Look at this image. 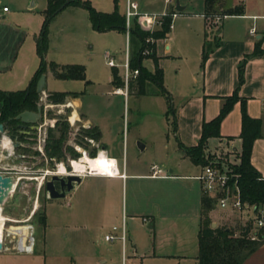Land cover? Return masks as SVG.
<instances>
[{
  "label": "rangeland",
  "instance_id": "1",
  "mask_svg": "<svg viewBox=\"0 0 264 264\" xmlns=\"http://www.w3.org/2000/svg\"><path fill=\"white\" fill-rule=\"evenodd\" d=\"M82 1H88L91 7L100 13H111L117 5L122 14L126 2V0H116V3L115 0ZM131 1L155 17L162 13L165 6V0ZM25 2L26 0H23L18 6L15 0H0L1 4H6L9 8L14 5L22 7ZM34 2L35 28L41 31L44 22L42 12L46 8L47 0ZM175 3L188 5L187 13H195L201 7L202 0H175ZM178 14L173 18V29L169 33V38L159 46L160 54L163 44L170 47L168 54L170 57L162 62L163 86L170 97L169 102L167 96L152 82L146 84L145 95L138 93L135 83L129 88L126 98L109 95L114 87L111 85L112 68L106 64V56L112 57L118 66L123 63L126 49L125 33L95 31L90 22L89 12L80 7L64 9L47 24L46 63L81 65L85 68L86 79L58 80L47 71L44 92L39 97L37 108L39 119L36 124L28 129L26 137L21 142L9 139L7 133L0 135V142L3 139L9 141L6 149L0 148V175H10L16 179L13 192L0 210V215L4 218L1 229L3 248L0 251V264H99L98 259L101 257H105L109 264L122 263L121 243L114 241L113 244H107L103 241L105 235L112 233L113 227L121 232L125 190L120 191V184L112 187L109 202L105 207L99 206L96 193H92V190H97V184H89L87 193H82L80 198L75 195L71 197L70 194L54 202L47 198L44 184L52 175L64 176L72 173L70 165L72 161H79L84 156L91 158L92 150H99L88 132L92 128L82 122L79 111H75L70 99L67 103L55 104L48 100V96L50 93L80 94L82 111L88 119L96 124L101 123L107 129L106 135L115 139L116 149L120 151L119 170L122 169L124 162L129 169L148 170L153 165L159 166L167 173L175 169V165L181 161L176 152L174 136L179 118L178 111L184 105L186 95L194 92V79L197 78V57L195 55L194 58L189 45H192L193 41L196 43L203 39L201 34L199 38L196 37V31L202 28L201 20L198 17L190 18ZM206 20L209 22L210 38L218 36L220 21L217 16L206 17ZM21 23L24 21L21 20ZM158 27L155 25V28ZM26 48L25 45L20 50L15 69L0 76L2 90L18 91L28 86L31 76L25 77L22 70L30 57L33 58V52L32 50V53L28 52ZM129 52L132 53V48H129ZM142 66L149 72L153 71L151 59H144ZM169 107L173 109L174 114L168 112ZM73 113L76 114L77 120L71 125L68 119L72 115L71 119H74ZM57 122L68 124L67 138L63 146L64 149L68 147L77 153L76 159L65 150L64 160L53 159L51 162L47 160L44 147L49 131L55 130ZM18 146L21 150H16ZM83 151L86 152L84 156ZM234 158L231 160L234 161ZM226 163H228L226 160L221 162L223 168L228 167ZM59 167H64V174L57 173ZM82 200L86 206H82L83 203H80ZM215 210L216 207L210 212L213 214L211 220L220 225L226 216L219 212L228 209ZM42 212L44 223L39 220ZM227 218L228 226L238 227L240 222L236 216ZM124 233L128 251L131 249L132 241L141 250L155 244L154 233L141 221H129ZM168 239L166 236L160 239L163 246L168 243ZM28 249L31 252L22 251ZM144 264L178 263L175 258L170 257L154 260L146 258ZM180 264L194 262L186 259Z\"/></svg>",
  "mask_w": 264,
  "mask_h": 264
},
{
  "label": "crops",
  "instance_id": "2",
  "mask_svg": "<svg viewBox=\"0 0 264 264\" xmlns=\"http://www.w3.org/2000/svg\"><path fill=\"white\" fill-rule=\"evenodd\" d=\"M15 3L20 6L23 0L18 2L15 0ZM1 5L7 6L6 4ZM17 5L10 7V13L4 20L0 21V76L11 73L15 69L20 50L26 45L27 51L33 52V58L30 57L31 59L25 64L22 72L25 77L31 76L32 79L39 66V59L36 55V37L40 31L35 28V15L33 13L36 4L34 0H26L24 6L17 7ZM137 5L139 13L151 14L145 12L139 4ZM175 5V0H165V6L159 16L175 10ZM179 6L184 8L179 14L187 15L190 18L198 17L201 20L202 28L200 31H196V37L199 38L201 34L203 39L196 41V43L193 41L192 45H189L192 48L194 58L195 55L197 57V78L194 79V92L186 95L184 105L178 111L179 118L175 125L174 136L176 152L181 161L180 164L175 165V169L168 173L163 172L166 176H153L151 168L148 170L129 169L124 162L122 169L119 170L120 151L116 149L115 139L106 135L107 129L101 123L96 124L88 119L82 111L80 94L77 98L67 97L65 100L66 103L70 99L72 107L75 111H79L85 125L97 129L99 132V139L95 141L99 147L97 155L101 152L114 165L113 172L109 174H92L87 171L80 174L82 181L69 193L71 197L75 195L80 198L82 193H87L89 184H97V190H92V193H96L99 206L105 207L109 202L112 187L120 184V191L125 190V206L121 216V232L117 229L118 233L115 232L114 234L121 235L122 229L126 228L129 221L144 223V218L147 220L144 224H147L149 230L154 233L155 244L143 250L134 245L132 241L131 249L128 251L125 233L124 243L116 240L123 247L122 259L125 264H144L146 258L154 260V258L170 257L175 258L178 264L186 259H191L194 264H197V234L200 224L202 187L195 178L201 174L203 167L194 165L183 154L178 143L186 147L197 144L202 123L214 119L224 103V98L231 96L236 90L238 71L241 67L243 68L244 81L238 89V95L246 99L248 116L261 121L260 137L255 139L252 145L251 164L264 179V0H221L222 7L219 11L242 7L243 12L239 16H225L221 19L219 34L218 36L214 35L220 40V46L209 55L203 65V43L206 40L211 41L213 38V36L210 38L208 35V27L204 17V0L195 13H187L188 5H181L180 3ZM125 9L126 2L123 15ZM120 13L122 14V12ZM21 20L24 23H21ZM137 22L139 23L138 19ZM32 23L33 25H31ZM151 29L156 30L158 28L153 25ZM172 29L173 25L170 32ZM252 29L256 32L254 36L249 34ZM168 38L169 34L166 39L156 43V56L159 58V67L163 70V78L162 62L170 57L168 55L170 47L163 44L162 54H160L159 46ZM256 44H259V48L262 50L261 56L246 59L254 52ZM117 69L120 76V70ZM0 90L4 91L1 87ZM20 129L22 133H27L29 128H26L27 131ZM240 133L241 111L238 102L220 124L221 137L208 140L205 154L211 156L214 161L226 160L228 165L238 164V154L241 147V141L238 138ZM232 153L234 154L232 155ZM230 157H235L234 161ZM80 203H83V206L85 201L82 200ZM215 211H220V209L216 208ZM219 213L226 216V219L221 220L222 224L219 223L225 226H228L227 217L230 216H236L239 224H245L253 218V215L248 212L243 214L232 211ZM210 218H213L211 213ZM214 224L218 225L217 222ZM163 236L169 238L165 246L160 242ZM113 242L105 243L113 244ZM98 263L109 264L105 257L99 258ZM242 264H264V241L243 259Z\"/></svg>",
  "mask_w": 264,
  "mask_h": 264
},
{
  "label": "trees",
  "instance_id": "3",
  "mask_svg": "<svg viewBox=\"0 0 264 264\" xmlns=\"http://www.w3.org/2000/svg\"><path fill=\"white\" fill-rule=\"evenodd\" d=\"M116 3V0L114 1ZM84 8L89 12L92 28L99 32L105 33L109 31L123 32L126 34L125 16L121 14L115 5V9L111 13L96 12L88 1L82 0H47L45 10L42 12L44 18L43 27L36 37V55L39 59V66L29 81L28 86L24 90L18 91H1L0 90V124L3 126L7 136H16L17 141L21 142L26 137V133H22L19 128L20 121L16 120V116L20 113L29 111L37 113L40 93L37 92V82L42 75L49 71L55 79L65 81H85V68L81 65H59L56 63H46L45 54L47 51V24L64 9ZM221 0H204V17L217 16L221 19L225 16L242 15V7H234L227 10L221 9ZM218 9V10H217ZM175 10L167 12L160 19L158 29L148 32L141 29L137 18L130 21L129 27V48H132V53L129 52V65L132 70H139L137 78L130 83L129 88L133 83L137 86L139 94L145 95V86L148 82L154 83L162 94L169 95L163 86V70L159 67V58L156 56V43L159 40H164L170 32L172 24V15ZM209 22L206 20V26ZM151 38L154 44L146 43V39ZM220 46V40L213 36L211 41H204L202 48V65L208 59L209 55ZM149 49L150 54L142 55L144 49ZM262 50L259 44L255 45L254 52L247 56L249 58H257L261 56ZM144 59H151L154 70L149 72L142 66ZM111 85L120 87L122 85L121 78L117 68H112ZM243 68L238 71V86L231 96L224 98V103L218 115L208 121L203 122L201 126V134L197 144L192 147H186L178 143L183 154L196 166L206 167L213 165L222 167V161H214L211 156L205 154V149L209 139L220 138V124L223 119L232 110L236 103H240L241 111V133L239 139L241 141L240 152L238 154V164L228 165V171L232 176L230 185L232 188L237 187L239 196L244 206H252L255 210L258 207H264V179L251 164L252 145L255 139L260 137L261 121L252 119L246 111V99L238 95V89L243 84ZM77 93H50L48 100L55 104H63L67 97L77 98ZM168 112L174 114L171 107ZM175 125V123H174ZM94 141H98L99 132L96 128L88 130ZM68 124L59 122L55 125V130H50L44 152L48 161L53 159L60 161L65 158V150L71 154L73 159L78 157V154L73 152L71 148L64 149V143L67 138ZM16 150H21V147H16ZM97 150H92L90 157H96ZM215 207V199L207 196L202 192L200 200V224L197 234L198 254L197 264H242L243 259L256 250L264 241V228L257 231V240H250L249 234L252 220L245 224H238V227H228L225 225H216L212 228V220L210 212ZM35 218V216H34ZM39 220L44 223V213L42 212Z\"/></svg>",
  "mask_w": 264,
  "mask_h": 264
},
{
  "label": "built area",
  "instance_id": "4",
  "mask_svg": "<svg viewBox=\"0 0 264 264\" xmlns=\"http://www.w3.org/2000/svg\"><path fill=\"white\" fill-rule=\"evenodd\" d=\"M10 13V9L8 6H4L0 4V21L4 20L6 16ZM164 13L161 16L155 17V15H147L141 14L138 12V5L131 0H126V9H125V22H126V49H125V57L123 63L119 66L115 63V60L112 57L106 56V64L110 68H118L120 67V78L122 85L120 87H114L111 94L123 96L124 98L128 95V90L130 83L134 81L139 75V70H132L129 65V27L130 21L133 18H137L141 29L143 28L145 31L152 32L151 29L153 25H160V19L164 16ZM177 15L174 13L172 15V19ZM158 18V19H157ZM218 21H221L220 17H217ZM172 24L170 25V29ZM255 30L252 29L249 31L251 36L255 35ZM146 43L154 44V40L151 38L146 39ZM150 54L149 49H144L142 51L143 56H147ZM67 103V102H66ZM70 104H68L69 106ZM69 118V123L73 125L75 121H71ZM86 154L85 151L82 152V155ZM153 171V176H166L163 171L157 165H153L151 167ZM198 180L202 187V192L207 196L215 199V207L220 210H226L235 212L237 214L250 213L253 215L251 229L249 234V239L254 241L257 240L258 237L256 235L257 231L261 228H264V207H258L256 210L250 206H244L240 200L239 190L237 187L232 188L230 185V180L232 176L230 175L228 168L217 167L213 165H208L203 168V171L199 176L195 178ZM249 221V220H248ZM143 222L146 223L147 220L144 218ZM117 232V228H112V233L104 236L105 242H113L116 240L124 243V230L122 229L121 236H117L114 233ZM32 250V247H31ZM31 250H22L24 252H31ZM124 264V260L122 259V263Z\"/></svg>",
  "mask_w": 264,
  "mask_h": 264
},
{
  "label": "water",
  "instance_id": "5",
  "mask_svg": "<svg viewBox=\"0 0 264 264\" xmlns=\"http://www.w3.org/2000/svg\"><path fill=\"white\" fill-rule=\"evenodd\" d=\"M183 7H180L178 3L175 5V11L180 13L183 11ZM46 84V77L45 75H42L38 82H37V92L43 93L44 88ZM16 120L20 121L19 128H22L26 130V128L33 127L36 122L39 119L38 113L25 111L20 113L15 118ZM30 128V129H31ZM3 126L0 124V135L4 134ZM11 140H16V136H8ZM16 146L18 144H15ZM58 181L60 183V190H56L54 186V182ZM82 181V178L80 174L74 173H68L67 176H58L56 174L52 175L50 180L45 182V190L47 192V198L49 200H58L63 199L69 194L74 188L79 185ZM16 183V179L13 176L10 175H0V210L3 206L4 202L10 195V193L13 192L14 186ZM212 228L216 227V224L212 223ZM3 245L0 241V250H2Z\"/></svg>",
  "mask_w": 264,
  "mask_h": 264
},
{
  "label": "bare ground",
  "instance_id": "6",
  "mask_svg": "<svg viewBox=\"0 0 264 264\" xmlns=\"http://www.w3.org/2000/svg\"><path fill=\"white\" fill-rule=\"evenodd\" d=\"M72 117L73 115L71 116V118ZM70 120L75 121L76 114L74 116V119H70ZM0 143H1L0 148L6 149L9 144V141L8 139H3ZM70 165H71L72 171L77 174H82L86 171L91 172L92 174H109L113 172V168H114L113 162L105 158V156L101 152L94 159L84 156L80 158L79 161H75V162L72 161ZM57 173L64 174L65 173L64 167H59V170ZM3 221H4V218L0 215V241H1V229H2Z\"/></svg>",
  "mask_w": 264,
  "mask_h": 264
},
{
  "label": "flooded vegetation",
  "instance_id": "7",
  "mask_svg": "<svg viewBox=\"0 0 264 264\" xmlns=\"http://www.w3.org/2000/svg\"><path fill=\"white\" fill-rule=\"evenodd\" d=\"M29 128H31V127H29ZM27 131V130H26ZM27 134V133H26ZM64 176H67V174L66 175H64ZM51 178V177H50ZM50 178H49V180H50ZM48 181V180H47ZM46 181V182H47ZM45 185V184H44ZM54 186H55V188H56V190H60V183L58 182V181H55L54 182ZM44 188H45V186H44ZM45 192H46V190H45ZM46 194H47V192H46ZM49 200V199H48ZM50 201V200H49ZM52 201H54V200H52Z\"/></svg>",
  "mask_w": 264,
  "mask_h": 264
}]
</instances>
